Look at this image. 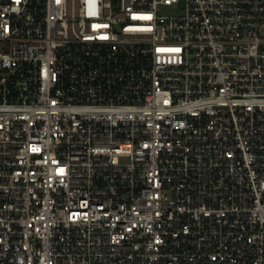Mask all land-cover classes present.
<instances>
[{
    "label": "built area",
    "instance_id": "built-area-1",
    "mask_svg": "<svg viewBox=\"0 0 264 264\" xmlns=\"http://www.w3.org/2000/svg\"><path fill=\"white\" fill-rule=\"evenodd\" d=\"M0 264H264V0H0Z\"/></svg>",
    "mask_w": 264,
    "mask_h": 264
}]
</instances>
